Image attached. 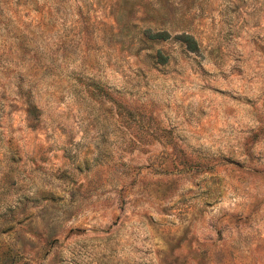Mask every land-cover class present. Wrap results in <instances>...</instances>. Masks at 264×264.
<instances>
[{
    "label": "rangeland",
    "instance_id": "1",
    "mask_svg": "<svg viewBox=\"0 0 264 264\" xmlns=\"http://www.w3.org/2000/svg\"><path fill=\"white\" fill-rule=\"evenodd\" d=\"M0 264H264V0H0Z\"/></svg>",
    "mask_w": 264,
    "mask_h": 264
},
{
    "label": "trees",
    "instance_id": "2",
    "mask_svg": "<svg viewBox=\"0 0 264 264\" xmlns=\"http://www.w3.org/2000/svg\"><path fill=\"white\" fill-rule=\"evenodd\" d=\"M141 39L143 41L146 40H163L169 36V32L166 30V28L154 26V24H147L145 28L141 31ZM178 36L180 37L181 41L184 43L185 47L191 50L197 49V41L194 38V36L187 32L182 31L181 33H178ZM154 59L156 62H164L166 61L167 56L158 48L156 49L154 53ZM35 107V106H32Z\"/></svg>",
    "mask_w": 264,
    "mask_h": 264
}]
</instances>
